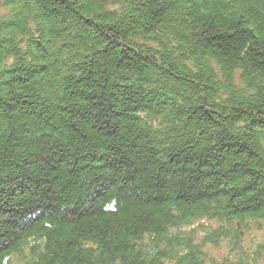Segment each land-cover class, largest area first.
Wrapping results in <instances>:
<instances>
[{"label":"trees","instance_id":"1","mask_svg":"<svg viewBox=\"0 0 264 264\" xmlns=\"http://www.w3.org/2000/svg\"><path fill=\"white\" fill-rule=\"evenodd\" d=\"M14 260L264 262V0H0Z\"/></svg>","mask_w":264,"mask_h":264},{"label":"rangeland","instance_id":"2","mask_svg":"<svg viewBox=\"0 0 264 264\" xmlns=\"http://www.w3.org/2000/svg\"><path fill=\"white\" fill-rule=\"evenodd\" d=\"M254 236H255V233H254V232L248 234V235L246 236V238H245V242H246V243H249V240H250L252 237H254ZM228 249H229V248H228L227 244H223V243H221V245H220L219 247H215V246H213V245L210 244V245H208V246L205 248V251H206V253H207L208 255L212 256L213 258L215 257V258L220 259V258L226 257L227 255L230 254V252H229ZM13 262H14V264H15V263H16V260H14ZM261 264H264V262L261 263Z\"/></svg>","mask_w":264,"mask_h":264}]
</instances>
